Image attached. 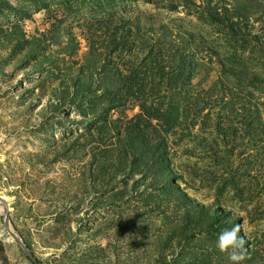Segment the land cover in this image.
I'll use <instances>...</instances> for the list:
<instances>
[{
  "label": "rangeland",
  "instance_id": "rangeland-1",
  "mask_svg": "<svg viewBox=\"0 0 264 264\" xmlns=\"http://www.w3.org/2000/svg\"><path fill=\"white\" fill-rule=\"evenodd\" d=\"M236 225L264 264V0H0V264H231Z\"/></svg>",
  "mask_w": 264,
  "mask_h": 264
},
{
  "label": "clouds",
  "instance_id": "clouds-1",
  "mask_svg": "<svg viewBox=\"0 0 264 264\" xmlns=\"http://www.w3.org/2000/svg\"><path fill=\"white\" fill-rule=\"evenodd\" d=\"M241 226L236 225L231 229H224L217 237L216 247L221 252H228L231 264H240L245 259L246 249L244 238L238 236Z\"/></svg>",
  "mask_w": 264,
  "mask_h": 264
},
{
  "label": "water",
  "instance_id": "water-1",
  "mask_svg": "<svg viewBox=\"0 0 264 264\" xmlns=\"http://www.w3.org/2000/svg\"><path fill=\"white\" fill-rule=\"evenodd\" d=\"M13 237L18 243H20V245L23 248L24 252L31 258V252L28 250V248L25 246V244L21 243L20 240L16 236H13Z\"/></svg>",
  "mask_w": 264,
  "mask_h": 264
}]
</instances>
